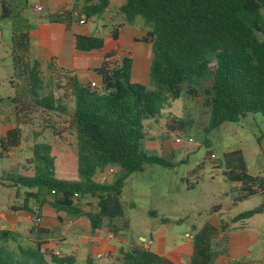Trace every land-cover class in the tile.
I'll return each mask as SVG.
<instances>
[{
	"label": "trees",
	"instance_id": "obj_1",
	"mask_svg": "<svg viewBox=\"0 0 264 264\" xmlns=\"http://www.w3.org/2000/svg\"><path fill=\"white\" fill-rule=\"evenodd\" d=\"M16 1L0 0V18L12 20L10 84L14 96L10 101L16 125L0 138V159L20 146L21 113L32 111L43 126L31 134L30 173L22 172L28 168L17 164L0 172V186L24 190L21 207L11 211L34 217L36 212L30 203L35 204L37 212L47 205L56 212L86 218L92 232L117 235L129 228L122 220L125 179L142 173L149 165L171 167L163 158L147 154L141 143L155 137L162 110L172 102L183 95L193 96L195 87L207 83L201 100L205 123H196L205 134L225 123H237L248 114H259L264 120V39L260 38L264 37V0H81L83 22L105 21L113 40L118 39L123 26H133L137 18L150 28L140 41L151 48L148 79L153 89L132 80V58H119L118 49H112L92 68L99 78L96 89L80 82L73 71L58 67L54 59L48 64L46 83L39 63L29 58L32 25L22 16L23 7L16 6ZM48 20L66 24L67 29L71 24V16L65 13L52 14ZM103 46L100 36H74L78 53L99 52ZM193 126L191 119L167 114L164 134L180 137ZM43 129L49 130L54 141L73 149L75 179L55 178L51 145L36 141ZM223 161L221 174L228 186L225 194L233 195V205L264 193V175L248 173L240 150L225 153ZM108 166L122 174L115 175L111 182H98ZM84 199L93 201L92 210H83ZM218 211V207L213 208L214 213ZM263 212L264 201L218 225L205 223L192 236L190 264H214L217 258L226 256L229 225ZM39 233L42 230L37 228L35 234ZM15 237L16 233L0 228V242ZM35 249H19L22 255L31 257L26 264H73L71 257H55L51 252L46 255L48 263L40 244ZM2 252L5 250L0 247V264H14L4 259ZM36 253L40 254L39 261ZM119 255V264H175L139 248L121 250Z\"/></svg>",
	"mask_w": 264,
	"mask_h": 264
},
{
	"label": "rangeland",
	"instance_id": "obj_2",
	"mask_svg": "<svg viewBox=\"0 0 264 264\" xmlns=\"http://www.w3.org/2000/svg\"><path fill=\"white\" fill-rule=\"evenodd\" d=\"M45 15H47L46 11L40 14L43 17ZM102 24L107 23L105 21H97L94 27L100 31L98 36L107 40L110 27L107 24V28H103ZM133 26L134 29L143 31V36L147 31H150V28L140 18L136 19ZM260 38L264 39L262 36ZM140 40L137 39L133 46L119 48L118 57L125 55L132 57V80L139 84L143 82L150 89H153L148 79L151 48L149 43ZM138 54L143 55V59L139 62V71L143 74L142 82L134 75L133 70L137 64ZM97 60V57L91 55V57H85L83 63L87 67L89 64L95 65L94 63L98 62ZM8 62L9 60L6 59V63ZM2 64H4V61ZM86 67H83L81 72L85 76H89L91 71L85 70ZM48 75V72L41 74L42 79L46 83L49 80ZM207 86L208 84L204 83L195 87L193 96L183 95L180 99L172 102L168 108L162 110L163 116L155 127L156 136L154 143L164 141L165 137H167L163 128L167 114L180 119H191L194 122V126L185 130L180 137H175L174 134H170L167 137L171 149L170 154L163 149L148 148L147 146L152 143L148 140L142 141V149L147 154L163 158L168 163H171V167L149 165L142 173H134L125 179L121 192V201L124 206L122 220L128 222L129 228L116 235L114 241H112L115 246L120 245L125 249H129L130 245L138 244V237L146 235L149 228L156 225V218L149 214L150 211H154L158 217L167 221L173 238L184 240L185 234L194 235L205 223L226 221L241 212L257 207L264 200L263 193L248 197L241 201L240 204L233 205V195L225 194L228 191V186L221 174V170L224 168L223 155L233 150H240L248 173L250 175H264L263 147L257 141L260 136L264 135V120L259 114H248L237 123H225L205 134L196 123H205V118L202 117L201 100L203 98V89ZM9 91L14 96V90L11 87H6V85L3 88L0 87V97L5 98L6 93ZM4 116L5 113L0 104V120H3ZM19 122L23 125L21 126L23 128L22 147L16 148L14 155L12 151L7 157L0 159V172L6 169L9 164H12L13 161L27 165L31 144L26 145V143L34 141L31 135L32 132L36 128L41 129L43 126L37 116L35 117L30 110L21 113ZM3 123L7 124V120L4 119ZM28 134L31 135V138L26 140L25 137ZM175 138L183 140L191 138L192 142L178 145L174 143ZM36 141L50 144L53 153L69 148L55 142L49 130L45 129H43L41 137L36 139ZM68 154L69 160L67 159V161L73 162L72 151L68 150ZM211 154L217 157L216 161H212L209 158ZM52 157L57 159L56 154H52ZM200 165L202 167L198 170L197 167ZM27 168L29 170L31 167ZM59 171L60 168L57 166L55 172ZM21 192L23 191L0 186V211L20 216L18 231H20L22 236L26 235L28 237L27 229L31 226V219H24L22 211H11V208L17 209L21 207L24 197ZM32 206L36 208L35 204H32ZM214 207L219 208L217 213L213 212ZM219 212L220 214L218 215ZM0 247L5 250L1 256L14 264L20 262L26 264V262L31 261V257L22 255L19 249L34 250L36 252L33 244L27 243L19 237H15L13 240L10 239L7 243L0 242ZM35 258L36 261H39L40 254L36 253ZM93 263L109 264L106 257L102 259L94 258ZM39 264L44 263L40 262Z\"/></svg>",
	"mask_w": 264,
	"mask_h": 264
},
{
	"label": "crops",
	"instance_id": "obj_3",
	"mask_svg": "<svg viewBox=\"0 0 264 264\" xmlns=\"http://www.w3.org/2000/svg\"><path fill=\"white\" fill-rule=\"evenodd\" d=\"M15 5L23 7L21 11L22 16L28 19L29 23L32 25V29L29 31V58L30 60H35L39 63L41 73L47 72L49 62L51 59H54L58 67L73 71L74 75L80 82L84 84L94 82L98 85L99 78L95 76L92 68H96V66H98L103 60V57L112 49L133 46L137 42V39L140 40L143 38V31L134 29V26H123L119 30L118 39L113 40L110 36L109 28L107 40L102 37L104 40V46L101 51L81 54L74 49V36H98L100 32L94 27L95 24H97V21L100 20L88 22L84 25L79 23V20H83V16L80 14L81 0H18L15 2ZM37 7L41 8V10L36 11ZM26 11L28 12L27 17L24 16V12ZM44 11L47 12V15L44 17L40 16ZM55 13H65L71 16L69 29H67L66 24L51 23L48 20V16ZM11 25L12 20L0 18V87L2 88L5 87V85L6 87H11L10 82H13L10 63ZM102 26L103 28H107V24H102ZM91 55L97 57L98 62L94 63L95 65L89 64V66L86 67L83 63L84 58L91 57ZM137 58V64L133 68L134 75L142 82L143 74L139 71V62L143 59V55L138 54ZM6 59L9 60L8 63H6ZM3 61L4 64H2ZM83 67H86L85 70L91 71L89 76H85L81 72ZM12 97L10 91L6 93L5 98L0 97V104L5 113L4 119L7 120V124L3 123L4 119L0 120L1 137L7 130L16 126L13 118V105L10 101V98ZM20 129L22 132V139L19 147L21 148L23 128L20 127ZM25 138L26 140H29L31 135L28 134ZM259 138L263 147V153L264 135ZM154 139L155 137L148 140L152 143L147 146L148 148L157 150L163 149L166 153H171L167 137H165L164 141L159 143H154ZM32 142H27L26 145L31 144L32 146ZM68 150L72 151L74 157L73 162L67 161V159L69 160ZM52 154H56L58 159H54L55 168L57 166L60 168L59 172H55V177L61 180L75 179L76 159L73 149L69 147L66 150H60L53 153L51 147V155ZM30 159L31 151L30 156H28L27 165H23L16 161H13L12 164H17L20 167H30L28 164ZM21 171L25 172V174L30 173V169L27 171L21 169ZM121 174L122 171L115 169L114 175L110 176L107 181L111 182L115 175L119 176ZM96 180L100 182L99 177ZM19 191H23L21 193H24V190ZM33 192H35V190H33ZM82 204L84 205V211L92 210L94 207V203L91 199H84ZM237 204L240 203H236L235 205ZM29 206L36 212L34 216H39L41 220L38 224H35L32 221L33 216L31 217L29 214L22 212L24 214V219H31V226L27 229L28 237H26V235L22 236L20 231H18V224L21 217L11 213L0 211V228L16 233L19 238H22L24 241L31 243L34 246L40 244V251L43 253L44 260L48 263L51 262L46 255L50 252L52 254H54V252H59L61 257H71L73 259V264H87V261L89 260H92V264H94V258L102 259L104 257L107 258L109 264H119V252L121 250L128 251L133 248L143 249L141 244L143 241H147L148 247L145 250L165 257L175 264H190L192 239L185 237L188 234H185L184 240L173 238L170 233V227L167 225V221L162 222L161 219L163 218H160L157 215L154 216L157 221L156 225L150 227L146 235H140L138 237V244H132L129 249H125L120 245L115 246L112 244L116 235L109 238L107 235L108 233L99 231L92 232L88 220L84 217H72L64 212H56L47 205L42 206L43 209L40 208L39 212H37V208L32 206V203H30ZM150 212L155 213L154 211ZM219 214L220 212L218 215ZM212 223L218 225L219 221H213ZM37 228L41 229L42 233L35 234ZM227 233L229 237L228 254L217 258L214 264H264V212L255 215L242 223L229 225ZM189 236L192 237L193 235ZM97 256H99V258H97Z\"/></svg>",
	"mask_w": 264,
	"mask_h": 264
},
{
	"label": "built area",
	"instance_id": "obj_4",
	"mask_svg": "<svg viewBox=\"0 0 264 264\" xmlns=\"http://www.w3.org/2000/svg\"><path fill=\"white\" fill-rule=\"evenodd\" d=\"M40 10H41V8H39V7L36 8V11H40ZM80 24H81V25H84L85 23L83 22V20H81V21H80ZM88 85H89V87L92 88V89H96L97 86H98V85H97L96 83H94V82H90ZM186 142L191 143V142H192V139H191V138H188L187 140H183V139H180V138H175V140H174V143H176V144H178V145H182V144H184V143H186ZM209 158H210L212 161H216V160H217V157L214 156L213 154H211V155L209 156ZM114 173H115V169H114L113 167H111V166H108V167L105 169V171L99 176V181H100V182H106L110 176H113ZM52 193H53V192H52ZM76 196H77V195H75V197H76ZM41 209H43V207H41ZM40 220H41V218H40L39 216H34L32 221H33L35 224H38V223L40 222ZM107 235H108L109 238L112 237V234H111V233H108ZM185 237H186V238H189V239H192V237L189 236V235H186ZM141 247H142L143 249H146V248L148 247V243H147V241H143L142 244H141ZM53 255H54L55 257H59V256H60L59 252H54ZM97 258H99V256H97Z\"/></svg>",
	"mask_w": 264,
	"mask_h": 264
},
{
	"label": "water",
	"instance_id": "obj_5",
	"mask_svg": "<svg viewBox=\"0 0 264 264\" xmlns=\"http://www.w3.org/2000/svg\"><path fill=\"white\" fill-rule=\"evenodd\" d=\"M27 15H28V12H27V11H26V12H24V16H25V17H27Z\"/></svg>",
	"mask_w": 264,
	"mask_h": 264
}]
</instances>
